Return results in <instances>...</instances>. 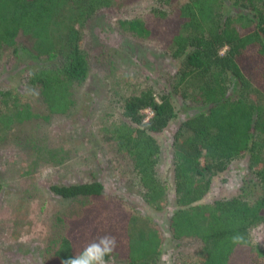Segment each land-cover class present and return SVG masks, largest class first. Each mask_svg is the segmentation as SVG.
I'll return each mask as SVG.
<instances>
[{
    "label": "trees",
    "instance_id": "1",
    "mask_svg": "<svg viewBox=\"0 0 264 264\" xmlns=\"http://www.w3.org/2000/svg\"><path fill=\"white\" fill-rule=\"evenodd\" d=\"M73 2L78 6L63 16ZM108 7L110 0H0V53L13 48L18 36L30 40L39 65L25 75L26 91L34 89L45 109L39 116L22 92L0 91V141L14 125L70 110L72 90L89 71L79 30ZM118 27L160 44L177 65L166 90L145 86L123 97L118 121L103 129L115 154L128 161L141 201L159 212L168 200L154 135L175 119L173 100H180L195 113L178 122L171 138V241H199L201 264H264V248L253 246L249 236L264 226V104L248 99L255 93L264 100V0H151L142 18ZM144 110L151 113L147 120ZM244 158L240 192L203 203L211 180ZM48 191L59 200L86 199L88 215L76 219L80 227H67L42 264H61L106 234L116 238L109 261L157 264L159 231L136 223L119 197L104 196L98 181L52 184Z\"/></svg>",
    "mask_w": 264,
    "mask_h": 264
},
{
    "label": "rangeland",
    "instance_id": "2",
    "mask_svg": "<svg viewBox=\"0 0 264 264\" xmlns=\"http://www.w3.org/2000/svg\"><path fill=\"white\" fill-rule=\"evenodd\" d=\"M70 5L63 16L78 2ZM150 5L151 0H110V7L79 30L89 71L84 83L72 90L70 110L47 120L38 118L14 125L0 141V264L49 261L67 227H80L76 219L88 215L82 209L86 199L59 200L49 193V185L91 180L102 185L105 197H119L124 212L132 214L136 223L159 231L157 264L202 263L199 241L182 239L176 245L167 230L172 210L171 138L178 122L193 115L195 109L174 99L175 119L154 135L161 152L158 173L169 186L168 200L161 202L159 212L143 204L128 161L115 154L103 133L105 127L118 121L123 97L145 86L156 93L166 90L176 69V62L163 53L160 44L133 37L118 27L119 21L142 18ZM32 55L30 40L22 36L16 38L13 48L0 53V91L22 92L32 111L45 116L37 92L26 91L25 75L39 65ZM248 99L264 104L255 93ZM246 172L245 158L231 163L211 180L202 202L238 194L245 186L242 179ZM249 236L253 246L264 248L263 225L251 229ZM110 264L122 263L112 258Z\"/></svg>",
    "mask_w": 264,
    "mask_h": 264
},
{
    "label": "clouds",
    "instance_id": "3",
    "mask_svg": "<svg viewBox=\"0 0 264 264\" xmlns=\"http://www.w3.org/2000/svg\"><path fill=\"white\" fill-rule=\"evenodd\" d=\"M116 238L101 235L89 242L82 251L73 257L61 261V264H110L107 259L115 251Z\"/></svg>",
    "mask_w": 264,
    "mask_h": 264
},
{
    "label": "built area",
    "instance_id": "4",
    "mask_svg": "<svg viewBox=\"0 0 264 264\" xmlns=\"http://www.w3.org/2000/svg\"><path fill=\"white\" fill-rule=\"evenodd\" d=\"M143 112L147 115V117L145 118V120H147V118L150 117L151 113L148 110H144Z\"/></svg>",
    "mask_w": 264,
    "mask_h": 264
}]
</instances>
